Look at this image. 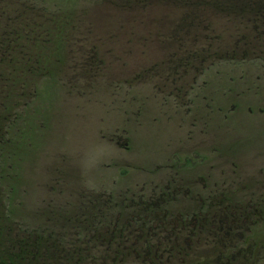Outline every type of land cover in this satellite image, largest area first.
Returning <instances> with one entry per match:
<instances>
[{
    "label": "flooded vegetation",
    "instance_id": "flooded-vegetation-1",
    "mask_svg": "<svg viewBox=\"0 0 264 264\" xmlns=\"http://www.w3.org/2000/svg\"><path fill=\"white\" fill-rule=\"evenodd\" d=\"M16 1L32 4L41 0ZM210 1L217 3L213 7L221 5L236 20L247 18V32L255 30L264 36V0ZM60 27L54 28L58 32L55 39L61 40ZM27 30L46 31L47 27ZM14 40L18 47L19 38ZM235 41L233 45L225 44L218 58L209 56L216 64L232 67L217 71L209 81L202 70L206 58L196 57L197 50L189 45L177 50L179 47L174 48L172 43L153 45L157 51L158 47L166 50V58L158 63L170 66L172 74L160 73L153 90L145 95L123 91L110 97L123 102L134 100L136 108L153 98L161 112L163 107L171 106L183 113L179 127L183 126L184 144L176 145V140L170 139L167 146L173 145L171 155L155 166L151 179L135 186L103 192L92 199L90 194H79L72 187L59 189L48 206H104L102 223L96 220L102 233L90 236L75 231V225L87 226L86 220L69 226L58 220L57 225L51 223L54 232L39 235L45 231L37 234L39 230H29L27 225L12 220V256L29 262L36 255L40 264L61 260L78 264L79 258L95 259L94 264H264V42L257 45ZM49 46L48 42L36 44L42 52V63L55 64L61 82V67L67 60L64 56L70 49L56 44L53 52ZM206 46L211 48L212 44L204 43L203 51ZM174 49L186 56L174 59ZM70 56L80 65L95 62L92 55L78 51ZM244 62H251L255 69L242 68ZM234 66L240 67L237 70ZM47 75L46 71L42 78ZM107 125H111L109 120ZM10 127L11 123L0 132V154L9 142ZM182 148L184 153L174 152ZM1 166L0 159V180L7 178ZM57 177L59 182L61 176ZM90 215L96 213L89 209ZM38 241L45 249L34 250ZM78 241L85 244L84 249H79Z\"/></svg>",
    "mask_w": 264,
    "mask_h": 264
},
{
    "label": "rangeland",
    "instance_id": "rangeland-1",
    "mask_svg": "<svg viewBox=\"0 0 264 264\" xmlns=\"http://www.w3.org/2000/svg\"><path fill=\"white\" fill-rule=\"evenodd\" d=\"M210 2H35L43 7L40 10L43 15L39 17H43L46 25L50 24L49 13H53L62 26L59 28L61 40L51 41L47 48L54 52V45L60 44L70 50L61 67L63 80L58 81L56 66L51 64L47 77L37 81L32 100L28 101L30 104L24 109L22 103L19 105V112L8 130L9 142L0 154L1 167L7 177L0 180V187L5 191L3 209L4 213L8 210V220L22 221L29 230L39 228L41 232L43 225L48 227V220L53 219L49 218L51 213L84 218L89 210L48 206L50 198H54L59 189L70 190L71 187L79 194L97 196L135 186L141 180L151 179L155 166L171 155L173 145L172 148L167 146L170 139L176 140V145L184 144L183 126L179 127L183 113L174 111L171 106L163 107L161 112L153 98L144 100L140 108H136L134 100L123 102L110 95L123 91L145 95L153 90L160 73L172 74L170 66L159 65V60L166 58V50L158 47L157 51L153 47L156 43H172L174 48L179 47L177 50L183 45L187 49L189 45L197 50L196 57L206 58L202 70L209 81L217 71L232 69L230 64H216L213 57L209 58L212 52L220 54L225 44L233 45L241 36L257 45L264 42V36L255 30L247 32L245 20H236L224 12L221 5L213 7L217 3ZM49 32L50 38H57L56 28ZM207 41L212 46H206L204 52L202 45ZM75 51L88 57L92 55L95 62L78 64L70 56ZM174 52V59L186 56L177 54L176 49ZM170 57L171 54L167 59ZM234 67L238 70L240 66ZM242 68L249 70L255 66L244 62ZM15 94L10 88L0 101L17 99ZM9 110L14 111L13 104ZM174 152L182 154L184 148ZM57 176H61L59 182ZM51 228L55 231L53 226ZM95 261L90 259V264ZM82 263L85 262L82 260Z\"/></svg>",
    "mask_w": 264,
    "mask_h": 264
},
{
    "label": "trees",
    "instance_id": "trees-1",
    "mask_svg": "<svg viewBox=\"0 0 264 264\" xmlns=\"http://www.w3.org/2000/svg\"><path fill=\"white\" fill-rule=\"evenodd\" d=\"M41 9L42 8L36 5V3L29 4L24 1L16 0L0 1V97H4L11 88L16 93L15 98L18 99L0 101V121H2L0 122V124L4 125L0 126V132H4L7 127L6 125L12 122L14 116H17L19 112V105L21 103L23 109L26 108L28 104H30V102L28 101L32 100V96L36 90L35 85H37V81L41 80L42 77L45 76V73L49 67L47 65L44 66V64L42 63V52L36 48V44H43L44 42L52 43L49 30L61 25L59 24V21L57 20L58 18L56 16L55 18L50 19L49 25H46L43 21V17H39L42 12L40 11ZM29 11L31 13H29ZM242 20L246 21L245 25L247 27V19ZM74 21L76 20H73V22ZM44 27H47L46 31L27 30L28 28ZM29 36H34L36 37V39H24L25 37ZM15 37L19 38L20 40L18 47L14 46ZM239 39L242 43H248L250 41L246 36H241L239 37ZM53 40H55V38H52V41ZM212 55L218 58L217 51L212 52ZM10 104H13L15 113L13 110H9ZM4 192L5 191L0 187V264H12L13 262H19L20 264H40L41 260L36 255L34 259H32L33 257H31L28 260L29 262H26V260H21L19 258H14L12 256L11 248L9 246V234L10 230L12 229V222L8 220V210L4 213ZM67 208L71 209L70 207H66L65 209ZM73 208H77V211H80L82 209H90V213L94 211L96 215L94 217L90 215L89 217L87 216V214L85 215V213L81 212V215H85L86 217L78 219L75 218V216L70 218V215L64 217L63 214H57V212L51 213L49 218L52 217L53 219H47L48 227H50V229L46 224H44L41 228L45 231L44 233L48 234L49 232H54V230L51 228L50 221L52 220L55 221L56 225L58 220L64 221L67 226L72 224H82L83 220H86L88 222V225H75V231L80 232L81 234L88 233L90 234V236H97L99 233H102V231L99 232L98 230L99 225L104 219L102 214L104 206H73ZM96 220H100V224L96 222ZM19 223L23 224L22 221H19ZM37 230L40 229L38 228ZM36 233L39 234L40 232L36 231ZM44 233H41L39 235H42ZM4 236H6V239H4ZM34 245V250L36 251L45 249V245L42 241H38ZM78 246L79 249L82 250L84 249L85 244H83L81 241H78ZM96 250L100 249L97 248ZM75 260L77 259H74L73 263ZM82 260L85 263H82ZM77 262L78 264H90V259L79 258ZM56 264H64V260L58 261Z\"/></svg>",
    "mask_w": 264,
    "mask_h": 264
},
{
    "label": "bare ground",
    "instance_id": "bare-ground-1",
    "mask_svg": "<svg viewBox=\"0 0 264 264\" xmlns=\"http://www.w3.org/2000/svg\"><path fill=\"white\" fill-rule=\"evenodd\" d=\"M49 14L51 15L50 19L55 18V16H56V15L53 14V13H49ZM50 19H49V20H50Z\"/></svg>",
    "mask_w": 264,
    "mask_h": 264
}]
</instances>
